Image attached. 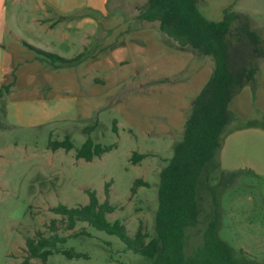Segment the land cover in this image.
<instances>
[{"label":"rangeland","instance_id":"rangeland-1","mask_svg":"<svg viewBox=\"0 0 264 264\" xmlns=\"http://www.w3.org/2000/svg\"><path fill=\"white\" fill-rule=\"evenodd\" d=\"M144 1H111L112 9L103 18L111 34L102 40L93 38L82 51L84 56L75 63L64 66L46 59L34 64L31 57L36 53L27 49V62L20 65L14 60V92H7L0 82V264H24L27 237H35L39 231L52 235L53 220L59 235L70 236L60 246L86 252L89 258L70 259L53 253L46 262L30 258L28 264L149 261L128 250L117 235L87 222L68 229L63 215L53 211L58 204L76 207L88 203V190H94L101 202L107 199L115 205L116 210L107 217L125 223L130 236H135L140 225L150 237L155 233L160 171L174 154V144L184 131L193 98L213 73L214 60L210 55L196 56L199 53L192 50L177 51L178 46L164 38L156 23L147 30L134 29L147 28L140 26L136 17L137 6ZM114 2L122 12L113 9ZM201 7L210 11L216 21L222 19L225 8L231 7L248 17L251 27L264 39V0H203ZM23 30L31 34L29 29ZM120 45L125 48L121 63L112 56ZM258 66L264 77V58L258 60ZM35 71L36 76L32 73ZM67 91L75 92L77 101L59 107L60 118L56 121L29 126L38 115L37 107L31 105H23L16 117L9 114L7 104L12 99L26 96L27 100L37 94L52 98ZM261 98L258 108L264 114V91ZM52 116V112L40 113L38 120ZM115 121L118 131L113 129ZM86 126H94L90 134L84 131ZM66 136L74 144L72 150L48 148L50 138L63 140ZM89 136L95 142L115 147L91 161L78 159L76 152ZM133 152L147 156L134 164ZM137 178L149 185L138 187L132 194ZM212 188L221 215L219 236L244 261L264 264V176L248 171L224 174L216 164L209 176L201 178L200 221L188 229L186 253H194L203 244L204 228L215 211Z\"/></svg>","mask_w":264,"mask_h":264},{"label":"trees","instance_id":"trees-1","mask_svg":"<svg viewBox=\"0 0 264 264\" xmlns=\"http://www.w3.org/2000/svg\"><path fill=\"white\" fill-rule=\"evenodd\" d=\"M108 0L107 10L110 11ZM203 0H145L137 6V19L140 26L156 23L159 30L180 48L191 49L196 53L210 55L215 67L209 81L194 99L185 122L182 137L174 144V154L160 171L158 186V209L155 216V233L140 225L135 236H130L125 223L120 219L109 220L107 215L116 210L109 200L101 202L96 191L88 190L89 202L76 207L58 204L53 208L63 215L68 229H74L78 222L117 235L128 250L139 253L149 261L147 264H250L241 259L234 247L219 236V203L212 188L215 211L203 231V244L194 253H186L188 229L196 227L200 221L199 186L204 174L211 173L214 164L222 173L236 174L220 167L219 155L224 139L230 132L232 123L238 122L230 109V102L246 86L256 89L260 82L258 60L264 58V39L260 32L251 27L250 20L231 7L224 9L222 20L214 21L204 16L200 6ZM115 11L122 12L119 7ZM41 57L59 65H69L80 60L84 54L66 58L25 43ZM13 83L5 86L10 92ZM94 126H86L84 131L91 133ZM113 129L118 131L116 121ZM115 144L104 145L95 142L90 136L77 150L76 157L87 161L110 151ZM48 148L70 151L74 144L69 136L63 140L51 139ZM147 155L133 152L131 161L136 164ZM149 183L137 178L131 188L136 194L140 186ZM110 182L106 184L109 195ZM50 228L54 233L44 235L37 232L35 237H27L26 246L30 258L46 262L51 254L62 253L70 259L89 258L86 252L73 248H62L70 236L59 235L56 221ZM149 238V240H148Z\"/></svg>","mask_w":264,"mask_h":264},{"label":"crops","instance_id":"crops-1","mask_svg":"<svg viewBox=\"0 0 264 264\" xmlns=\"http://www.w3.org/2000/svg\"><path fill=\"white\" fill-rule=\"evenodd\" d=\"M107 2L108 0H0L1 84L6 86L13 83L10 93L17 88L15 84L17 70L14 68V60L19 61L20 65L27 62L26 57H30L25 53L27 49L36 53L31 57L34 64L44 63V60H46L43 57V60L40 59V55L25 43L56 53L62 57L72 58L86 50L88 45L92 44L93 38L96 37V39L102 40L107 33L111 34L112 31L109 32L112 30L111 27L109 28L108 23L103 19L108 14ZM200 9L205 17L216 21L211 16L210 11L205 12L201 6ZM23 24H26L25 28L22 26ZM146 27H136L134 29H150V25ZM23 29H29L31 34ZM97 35L99 36L97 37ZM164 38L171 45L173 44L170 39ZM176 48L177 51L183 53L191 50ZM124 51L123 45L117 46L112 51V56L115 59L117 57L118 62L121 63L123 62L122 54ZM196 56H203V54H197ZM214 67L215 61L213 70ZM32 73L35 75L36 71ZM262 91H264V77L260 75V82L256 89L248 85L230 102V109L237 117L238 122L232 123L230 126V132L225 137L220 151L219 164L225 171H248L264 176V114L258 108L262 101ZM10 93L6 94L5 97H8ZM65 93L52 98L37 94L30 96V99L27 100L26 96L20 99H12L7 104L9 114L16 117L23 105H31L37 107L38 115L40 113L47 115L52 112L55 116L46 119L41 117V120H38L37 115L35 116L37 117L36 120L28 123L29 126H42L52 120L56 121L60 118L59 107L63 104H75L77 101L75 92L67 91ZM2 96L4 95L2 94ZM195 98H193V101Z\"/></svg>","mask_w":264,"mask_h":264}]
</instances>
